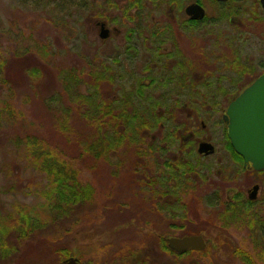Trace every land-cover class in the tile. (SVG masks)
I'll list each match as a JSON object with an SVG mask.
<instances>
[{
  "label": "trees",
  "instance_id": "trees-1",
  "mask_svg": "<svg viewBox=\"0 0 264 264\" xmlns=\"http://www.w3.org/2000/svg\"><path fill=\"white\" fill-rule=\"evenodd\" d=\"M18 2L23 5L30 4L35 8L38 4L46 6L49 3L54 4V10H56L54 12H61L69 17L68 29H75L77 11L80 13L82 25H85L89 22L91 24V19L94 16L98 17V4H101L106 11L120 8L119 0H117L116 4H114L113 0H29V2L28 0H19ZM141 7V0H135L130 4L128 9H138L137 15L130 17L131 20L135 21L137 18H141ZM101 17L103 16L101 15ZM135 24L138 28L135 27L137 29L135 32L131 31L133 33L131 37L136 35L133 39L138 42L147 41L152 43V45L155 44L157 50H159L157 47L159 42L174 43L175 41L172 29L166 27L162 31L158 27V22H152L149 19L147 30L142 27V21H135ZM144 33L148 34L147 38L144 37ZM74 38L70 40L67 37V42L70 44L68 46L69 53L73 57L69 62L61 63L59 67L56 65L57 74L56 77H53L51 83L55 84L53 81L54 78H57L60 88L56 89L58 84L52 87L51 91L56 93L49 96L47 104L53 110L54 108L61 109L60 115L56 114L54 110L56 115L54 121L56 124L53 127V131L57 132L58 135L67 136L68 141L73 144L76 150L64 156L60 150L54 149V146L48 143L46 139L41 138L38 132H28L26 135L20 136L17 141L14 140L16 148H25L26 153L30 154L29 159H32L33 169L39 171L40 175L42 174L45 179V194L43 195L45 202L43 206L48 211L55 212L58 216H69L75 207L77 208L84 202L93 200L96 194V187L92 179L81 180V170H95L105 163L111 167V177H116L119 169L128 170L131 178L138 183L135 186L136 188L130 191V198L137 194V196L140 195V200H143L141 195L144 190L147 191L145 189L147 186L150 187L149 193L151 197L155 199L158 187L161 185L165 197L170 196L175 201L173 204H180V207L172 204L170 206L168 202H165L164 220H166L169 229L179 233L171 235L180 237L183 235L202 234L208 241L207 246L203 250L188 249L182 253L171 251L167 247L165 240H163V233H157L156 238L160 237V242L157 243L172 258L180 259L190 256V258L185 260L188 263L183 264H205L206 261H209L207 264H214L210 258L213 254L216 256V253L212 254L210 249L214 248L217 252V246L215 245L217 241L222 242L224 240V234L219 232V234L215 235L213 240L215 243L211 244L208 231L204 230L203 232L191 225L189 226L193 221L195 226L198 224L195 220H187V213L190 211L188 201L194 200V197L188 199L187 196L194 191V189L188 188H194L195 185H186L190 180L186 177V171H181L185 165H180L178 158H172L173 154H176L177 150H179L176 143L184 142L180 140L181 133H179V130L186 131L185 127L187 125L182 123L181 126H175L174 120L179 115L175 107L181 102L182 97H173V95L177 96L181 89L188 87V85H184L182 81L172 79L160 82L150 77H130L125 73L124 69L121 70L119 68V62L114 60L116 57L123 58V56L120 57L121 54L109 56V53L100 52L98 47L90 43L87 38L85 40L83 33L80 34L77 29L75 30ZM32 47L40 58L44 60H47V57L53 54V51L45 44L34 42ZM208 54L212 55L211 58H208L210 63H213L212 67L216 72H231L233 70L236 72H247L249 68L251 69V66H246L245 64L237 65V58L239 57L236 51L230 52L228 50L226 52L221 50L216 53L214 51L208 52ZM32 57L35 56L32 55ZM202 59L203 56L201 55L198 58L199 62L194 65L198 75L209 72L206 68L201 69L202 65H199V63L205 61ZM217 61L219 63L215 66ZM45 62L33 63L32 65L26 64L22 67L28 71L30 76L36 77L39 74L41 77L47 70V67H44ZM180 65L182 66V64ZM171 76H175L174 72L171 73ZM215 82L217 81L210 83L214 84ZM201 84L204 83L199 79L193 81L189 86L190 88H195L197 93L195 96L192 94L193 98L185 97L184 101L192 103L196 99L197 105L207 104V99L199 90L203 86ZM244 86L246 85L243 84L236 89L240 90ZM15 112V109L6 107L2 112L0 109V122L2 116L13 117ZM180 113L183 114V112ZM63 114L64 117L61 118ZM20 115L21 112H19ZM69 118L77 126L81 124L83 130H75V127L68 123ZM153 138H155L154 141H152ZM145 170H150L151 175H148ZM157 172L162 175L161 182L157 179ZM183 195L186 196L183 198ZM111 203L112 205H117V207L123 206L122 203L110 202L107 208L110 207ZM103 206L101 205L99 209L100 214L106 211L105 209L102 210ZM178 209L180 214L175 212ZM31 212L29 208L19 207L12 209V212L5 213L4 220H8V227L1 228L0 225V260L12 255L13 249L10 248L6 239L10 232L19 233L18 238L21 241L32 236L42 227L40 219L38 217L33 218ZM161 221L163 222V220ZM162 222L160 223L162 224ZM233 224L238 227L241 225L239 220H233ZM242 224L247 226L248 231H250L247 238H253L255 230H257L258 233L260 232V237L264 240V220H250L247 224L242 220ZM142 225L144 227L149 225L150 227L154 226V223L144 221ZM228 225L229 223L224 221L221 227L224 228ZM158 228H161V226ZM156 229L155 227L153 230L155 231ZM153 230L141 232L142 242L138 243V248L140 246L143 249L148 237H153ZM147 233L152 234L147 237ZM171 235L168 237H171ZM221 236H223V240ZM259 239H252L253 243ZM223 242L224 245L221 244L219 249L223 246V249L229 252L228 256L235 258L236 264H264V248L261 247L262 245H253V248L242 244H233L234 246L226 249L225 244L227 241ZM262 242L264 243V241ZM122 247L121 250H118L119 252L117 251L114 254L113 259L119 264H126L129 256H133V250H130L133 249V246H125L126 249L124 250H122ZM258 250L263 253H259ZM72 251L66 247L59 249L63 258L72 257ZM127 251L129 252L128 254H126ZM198 256L200 260H198Z\"/></svg>",
  "mask_w": 264,
  "mask_h": 264
},
{
  "label": "rangeland",
  "instance_id": "rangeland-1",
  "mask_svg": "<svg viewBox=\"0 0 264 264\" xmlns=\"http://www.w3.org/2000/svg\"><path fill=\"white\" fill-rule=\"evenodd\" d=\"M18 1L0 0V109L1 112L5 107L16 111L13 117L2 116L0 122V225L1 228L8 227V220H4L5 213L22 207L29 208L32 211L31 216L38 217L42 222V227L32 236L21 241L18 238L19 233L10 232L6 239L13 252L10 257L0 260V264H61L67 258L60 255L59 249L62 247L73 250L72 257H76L79 264H119L113 259L114 254L121 250L122 246V250H124L128 245L133 246V249H130L133 250V256H129L126 264L188 263L185 260L190 256L180 259L172 258L157 243L160 242V237L156 238L157 233H163L164 238L179 233L169 229L166 220L163 222L161 220H146L147 206L145 202L147 200L144 199V202L137 195L129 197L130 191L136 188L138 183L131 178L128 170L119 169L116 177L110 176L111 167L107 163L95 170H81V180L92 179L96 187V194L91 200L92 202H84L81 206L75 207L69 216H58L43 206L45 179L39 171L33 169L34 164L32 159H29L30 154L26 153L25 148H16L14 140L17 141L20 136H24L28 132H38L41 138L46 139L54 146V149L60 150L64 156L76 150L73 144L68 141L67 136L60 134L59 136L57 132L53 131L56 124L54 121L55 111L60 115L61 109L54 108V111L47 104L49 96L56 93L51 91L52 87L58 84L56 89L60 88L57 78H54L53 83L55 84H52L51 81L57 74L56 65L59 67L61 63L72 60L73 56L69 53L68 46L70 44L67 42V37L70 40L75 39L76 29L80 34L83 33L85 40L87 38L90 43L99 45V39L97 33L94 34L92 28H89L90 22L82 25L78 11L76 12L78 16L75 29H68L69 17L64 13L54 12L56 11L54 10L55 6L51 4V1L47 6L38 4L36 8L30 4L23 5ZM119 1L123 4L125 0ZM251 1L244 2V10L241 9L238 15L232 14L227 21L224 20L214 25L213 31H216V34L197 35L194 42L196 46L193 45V47L182 36L180 47L191 52L193 48L197 49L195 58L197 57L198 60L202 55V60L210 63L206 53L215 51L214 46H217L220 51L221 45L215 42L228 40V50L236 51L239 58L246 60V64H251L253 68L256 66V70L260 69L258 70L260 73L264 68V24L255 23L256 17L250 12L253 9ZM114 12L117 14L120 11L112 9L110 14ZM259 14L262 13L259 12ZM34 42L45 44L53 51V54L47 57L48 61L40 58L37 54L32 47ZM120 43L119 36H115L101 47L108 52L113 46H119ZM44 61H46L44 67H47V70L41 77L39 74L36 77L30 76L28 71L22 67L26 64L32 65ZM258 62L262 63L259 68ZM199 65H202L201 69L206 68L204 62ZM212 65L213 63L211 67ZM37 66L39 67V65ZM233 82L231 81L230 85L225 88L229 89L228 87H231ZM248 83L247 80H241L235 87L239 88ZM19 112H21L20 116ZM63 117L64 114L61 118ZM68 123L72 124L77 131L83 130L81 124L77 126L70 118ZM257 176H246L245 179L248 183L244 182V187H248V185L250 187V182L257 179ZM205 190L206 188L200 185L187 196L188 199L194 197V200L188 201L190 211L187 213V220H195L198 223L195 226L193 221L189 226L203 232L204 230L208 231L211 244L215 243L213 241L215 235L223 232L224 240L223 236L221 237L223 241H227L226 249L234 246L233 244H242L253 248V245H262L261 247L264 248L262 242L264 240L257 230H255L253 238H247L250 231L247 226L242 224V220H239L240 227L234 225L233 220H222L229 223L227 227L222 228L223 222L214 220V214L211 213V211H221L222 206L209 207L203 198ZM110 202L122 203V210L125 212H118L112 203L107 208ZM101 205H104L102 210H106L102 214L99 211ZM147 210L150 212L151 208L148 207ZM144 221L154 223V226L145 225L144 227L142 225ZM249 221L244 220V223L247 224ZM160 226L161 228H158ZM155 227L157 229L154 231ZM150 230L154 231L153 237L149 236L152 233H147V237H149L146 245L143 246V249L140 246L138 248V243L142 242L141 232ZM254 238L260 239L253 243L252 239ZM223 241H217L215 245L217 252L214 248L210 249L212 254L216 253V256L211 255V261L213 260L214 264H236L235 258L229 257V252L225 251L223 246L219 249L221 244L224 245ZM258 251L263 253L261 250ZM128 253L127 251L126 254ZM66 260L62 264H66ZM198 260H200L199 256ZM207 262L209 261H206L205 264Z\"/></svg>",
  "mask_w": 264,
  "mask_h": 264
},
{
  "label": "flooded vegetation",
  "instance_id": "flooded-vegetation-1",
  "mask_svg": "<svg viewBox=\"0 0 264 264\" xmlns=\"http://www.w3.org/2000/svg\"><path fill=\"white\" fill-rule=\"evenodd\" d=\"M133 1L135 0H125L123 4L119 1L120 8L117 10L120 12L117 14L116 12L110 14L112 9L106 11L101 4H98V17L93 15L90 27L94 34L98 35L99 45H96L98 50L102 53H109V56L121 54L120 57L123 56V58L116 57L114 60L119 62V68L124 69L130 77H150L160 82L172 79L188 85L181 89L177 96L173 95V97H182L181 102L175 107L179 113L178 118L174 120L175 126H181L182 123L187 125L186 131L179 130L180 140L184 142L176 143L179 150L172 156L173 159H179L180 165H185V170L182 168L181 171H186V177L190 180L186 185H195L194 188L188 189L195 190L203 185L206 188L203 196L206 204L211 208L216 205L222 206L219 212L211 211L214 214V220H264V170H254L251 164L245 163L243 158L232 148L227 136L228 116L226 112L229 104L264 72V68L259 73L260 69L256 70V66L253 68L251 64H246V60L237 58V65L245 64L251 66V69L249 68L247 72H216L211 67L212 63L204 61L206 69L211 72L198 75L194 68L198 62L197 57L195 58L197 49L193 48L191 52L180 47L182 36L193 47V45L196 46L194 42L197 35L216 34V31H213L214 25L224 20L227 21L232 14L238 15L241 9L244 10V2L248 0H141L142 15L140 19L135 20L136 22L142 21V27L147 30L150 19L152 22H158L160 30L163 31L169 27L174 32V43L159 42L157 46L159 50L155 44L134 40L136 35L131 37L133 34L131 31L135 32L137 25L130 17L138 13L137 8L128 9ZM252 1L251 15L256 17L255 23L259 22V25H263L264 0ZM113 2L116 4L117 0H113ZM236 4L239 6L234 8ZM190 6L201 7L204 12L203 18L196 19L193 15H188L186 9ZM101 24L104 29L109 31L108 36L103 39L100 37ZM115 36H119L121 39L120 45L113 46L108 52L105 51L101 46ZM144 37L147 38L148 34L144 33ZM221 41L215 43L221 45L220 51L228 52V40ZM214 47V53L219 52L218 47ZM206 54L209 55L208 57H212L208 52ZM218 63L219 61L215 63V66ZM257 66L259 68L262 63L258 62ZM173 72L174 77L171 76ZM197 79L204 83L201 84L203 86L199 90L207 99V104L197 105L196 99L192 103L184 101L185 97L193 98L192 94L196 95L195 88H190L189 85ZM241 80H247L249 83L240 90L236 89L235 83ZM214 81L217 82L210 83ZM231 81H234L233 85L228 87L229 89L225 88L230 85ZM180 112H183L184 115ZM154 140L155 138L152 139V141ZM145 172L151 175L150 170H145ZM252 175H258L257 179L250 182L249 188L244 187V182L248 183L245 177ZM161 177V173L157 172V179L160 182ZM145 189L147 191L144 190L141 197L143 200H147V202L144 201L147 206L146 220H164L165 202H168L170 206L172 204L180 207L179 203L173 204L175 201L170 196L165 197L161 185L158 187L155 199L149 193L150 187L146 186ZM138 196L140 197V195ZM185 196L183 195V198ZM114 206L118 212H125L121 206ZM148 207L151 208L150 212L147 210ZM175 212L180 214L179 209ZM209 219L212 220V218ZM204 240L206 243L208 242L205 237Z\"/></svg>",
  "mask_w": 264,
  "mask_h": 264
},
{
  "label": "water",
  "instance_id": "water-1",
  "mask_svg": "<svg viewBox=\"0 0 264 264\" xmlns=\"http://www.w3.org/2000/svg\"><path fill=\"white\" fill-rule=\"evenodd\" d=\"M188 15L196 19L203 18L204 12L199 6L186 9ZM100 37L106 38L108 30L101 24ZM228 133L231 146L245 163H250L256 171L264 170V72L227 108ZM167 247L174 252L182 253L191 250H203L206 242L202 235L168 237ZM76 258L70 257L66 264H78Z\"/></svg>",
  "mask_w": 264,
  "mask_h": 264
}]
</instances>
